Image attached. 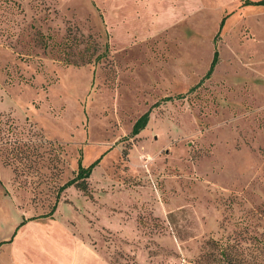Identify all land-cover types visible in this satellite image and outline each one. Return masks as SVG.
Masks as SVG:
<instances>
[{
	"label": "rangeland",
	"instance_id": "374dc122",
	"mask_svg": "<svg viewBox=\"0 0 264 264\" xmlns=\"http://www.w3.org/2000/svg\"><path fill=\"white\" fill-rule=\"evenodd\" d=\"M260 1L20 0L0 15V120L17 129L0 139V239L26 214L42 263L264 264ZM98 159L91 198L60 191Z\"/></svg>",
	"mask_w": 264,
	"mask_h": 264
},
{
	"label": "trees",
	"instance_id": "16d2710c",
	"mask_svg": "<svg viewBox=\"0 0 264 264\" xmlns=\"http://www.w3.org/2000/svg\"><path fill=\"white\" fill-rule=\"evenodd\" d=\"M254 5H264V1L254 3ZM15 11H17L19 13L22 12L20 0H0V15H1V17L6 13H11V12H15ZM2 22L3 21L0 20V23H2ZM222 24H223V21L221 22V25ZM3 32L4 31L0 27V35L3 36ZM37 36H38L40 41L44 40V37L41 34L37 33ZM66 47L69 49L70 45L67 43ZM217 59H218V52L215 51L208 73H210L212 71V69L214 68V66L216 65ZM65 62H66V64H73L74 66H77L79 64L91 63V60H90V58H86L85 60H81V62H75V61L73 62L69 58H66ZM148 119H149V112H146L141 117H139L133 125L132 134L138 135L146 127ZM1 128L3 129V131H1ZM10 130H12V131L10 132ZM15 131H17V129L15 127H13L12 124L8 125L7 122L4 123L0 120V139H2L4 141L6 139L8 133H9L8 135H10V137L14 136ZM6 141H8V139H6ZM98 162H99V159L94 161L89 166L84 167L82 165L81 161L79 160L75 177L72 178L71 180L67 181L66 183H64L60 187V191H64L69 187H74L76 190L82 192L84 196L91 198L88 179L90 178L91 173H92L93 169L96 167V165L98 164ZM4 164L6 165L7 163L4 162ZM58 198H59V196L57 195L56 199L58 200ZM55 209H56V204L53 206V208L51 209L50 213L47 216H52ZM33 220H34V218L28 219V221H33ZM25 223H26V221L23 220L18 225L17 229L20 228L21 226H23ZM2 244L3 243H0V245H2Z\"/></svg>",
	"mask_w": 264,
	"mask_h": 264
},
{
	"label": "crops",
	"instance_id": "0c3cea01",
	"mask_svg": "<svg viewBox=\"0 0 264 264\" xmlns=\"http://www.w3.org/2000/svg\"><path fill=\"white\" fill-rule=\"evenodd\" d=\"M26 217H27L26 214H23V217L19 222H14L12 227L9 229L10 235L7 236V238L0 239V243H5L6 240L10 236H13V237L16 236L15 238L19 237L21 239V241H23V245H24V246H22L23 247L22 250L21 251H15V250L11 249L14 252H18V255L15 257L16 261H18V259H20L23 264H49V263L40 262V261H42L40 259L43 258V255H48V253L45 252L43 250V248L40 246V237H39V234L36 233L37 229L39 228L38 227L39 224H36V223H33L32 221L26 220ZM23 220H25L26 223L17 229L18 225ZM29 229H31L32 231ZM12 231H13V233L11 234ZM16 233H17V235H16ZM2 245H0V247ZM36 252H38V254H36ZM16 261L12 264H16ZM56 263L61 264V261L57 260ZM68 263H70V261ZM71 263L74 264L75 263L74 260L71 261Z\"/></svg>",
	"mask_w": 264,
	"mask_h": 264
}]
</instances>
